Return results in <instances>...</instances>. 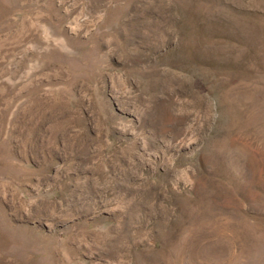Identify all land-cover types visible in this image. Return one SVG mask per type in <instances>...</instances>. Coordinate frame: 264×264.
<instances>
[{"label": "rangeland", "instance_id": "374dc122", "mask_svg": "<svg viewBox=\"0 0 264 264\" xmlns=\"http://www.w3.org/2000/svg\"><path fill=\"white\" fill-rule=\"evenodd\" d=\"M0 264H264V0H0Z\"/></svg>", "mask_w": 264, "mask_h": 264}, {"label": "bare ground", "instance_id": "6f19581e", "mask_svg": "<svg viewBox=\"0 0 264 264\" xmlns=\"http://www.w3.org/2000/svg\"><path fill=\"white\" fill-rule=\"evenodd\" d=\"M9 230V229H8Z\"/></svg>", "mask_w": 264, "mask_h": 264}]
</instances>
